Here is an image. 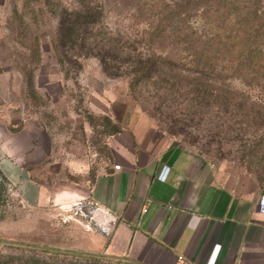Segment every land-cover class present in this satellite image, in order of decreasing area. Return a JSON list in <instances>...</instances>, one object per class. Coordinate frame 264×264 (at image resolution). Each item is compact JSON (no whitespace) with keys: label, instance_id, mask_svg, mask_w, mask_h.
I'll return each instance as SVG.
<instances>
[{"label":"rangeland","instance_id":"374dc122","mask_svg":"<svg viewBox=\"0 0 264 264\" xmlns=\"http://www.w3.org/2000/svg\"><path fill=\"white\" fill-rule=\"evenodd\" d=\"M184 3L0 0V111L14 129L34 116L53 134L44 172L49 184L59 177L92 185L110 164L107 141L120 119L145 116L210 163L224 184L240 193L264 191V0L217 9L203 0L187 14ZM207 37L222 50L208 55L213 65L204 78L183 43L204 44ZM108 43L155 49L161 71L133 80L123 65L106 74L98 55ZM36 64L35 92L28 93L22 73ZM3 198L0 239L9 243L0 244L1 261L118 264L91 250L99 228L75 206L85 200L29 206L8 184Z\"/></svg>","mask_w":264,"mask_h":264},{"label":"crops","instance_id":"0c3cea01","mask_svg":"<svg viewBox=\"0 0 264 264\" xmlns=\"http://www.w3.org/2000/svg\"><path fill=\"white\" fill-rule=\"evenodd\" d=\"M123 119L108 139L110 164L92 185L49 184L53 134L34 116L14 129L0 111V175L29 206L82 199L115 217L91 250L118 264H264V191L237 192L147 117Z\"/></svg>","mask_w":264,"mask_h":264},{"label":"trees","instance_id":"16d2710c","mask_svg":"<svg viewBox=\"0 0 264 264\" xmlns=\"http://www.w3.org/2000/svg\"><path fill=\"white\" fill-rule=\"evenodd\" d=\"M200 1L202 2L203 0H184L185 3H184L183 10H186L185 14L189 13V10H191V8L196 7V5H200V3H198ZM236 1L237 2L241 1V5H242L241 7H245L247 4L253 5L254 7V5L259 6L260 1L262 0H253L254 2L252 3H251L252 0H247L246 2L245 0H205V2H207L206 4L212 3L214 6L216 5L215 9H217L218 5H222V7H225V6L228 7V5H233L234 2ZM203 4L205 3L203 2ZM255 13H257L258 20H261L263 11L255 7ZM216 35L217 33H215V36ZM84 46L85 47L88 46L86 41L84 42ZM101 48H102L101 49L102 53L98 55V58H99L100 66L106 74H110L113 68H120L123 65L126 66L128 70L127 72L133 75V78H132L133 80H137V79L144 78V77L149 78L153 74H156L161 71V63L159 60L160 57L156 56L154 52L155 49L147 45L136 47L135 45H132V44H129V45L115 44L114 45V44L108 43V44H105L104 47H101ZM183 48H186V51H188L189 54H192L191 55L193 57L191 61L192 64L198 68H201L202 75H203L205 73L204 71L207 69H210L211 66L213 65L211 61V57L208 55H214V52L216 53V52H219V50H222V45L219 42L218 43L216 42V38L210 39L207 37V41H205L204 44H202L201 42H197V41H187L183 43ZM118 54H123V56L119 57ZM204 55L207 57L206 59L205 57L203 58ZM111 60L116 61V62L110 63L109 61ZM37 65L38 64H36L35 67H33V70H31V72L22 73L28 93L35 92L34 69L37 68ZM203 77L205 78V74L203 75ZM128 118L123 123H125L128 120ZM121 128H122V124H119V127L112 134L120 131ZM107 144H108V141H107ZM6 184H7L6 179L0 175V205L4 204L3 196L5 195V192H6ZM8 243L9 242L7 240L0 239V244H8ZM17 244L21 246L27 245L31 248L42 249L48 252H65V251H59L58 249H55L53 247L46 246V245L42 246L40 244H26L23 242H17ZM0 262H3V264L8 263L6 260L4 261L0 260Z\"/></svg>","mask_w":264,"mask_h":264},{"label":"built area","instance_id":"2783aa9c","mask_svg":"<svg viewBox=\"0 0 264 264\" xmlns=\"http://www.w3.org/2000/svg\"><path fill=\"white\" fill-rule=\"evenodd\" d=\"M119 165H116L115 168H119ZM75 206L84 207L89 213L91 219L98 226L99 230L110 233L115 229L116 226V218L105 212L102 208H100L96 204L91 203H76Z\"/></svg>","mask_w":264,"mask_h":264}]
</instances>
